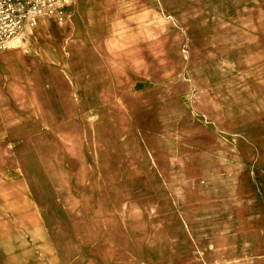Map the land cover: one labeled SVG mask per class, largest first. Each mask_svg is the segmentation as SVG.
Returning a JSON list of instances; mask_svg holds the SVG:
<instances>
[{"label": "rangeland", "instance_id": "obj_1", "mask_svg": "<svg viewBox=\"0 0 264 264\" xmlns=\"http://www.w3.org/2000/svg\"><path fill=\"white\" fill-rule=\"evenodd\" d=\"M0 208V264H264V0L26 26L0 50Z\"/></svg>", "mask_w": 264, "mask_h": 264}, {"label": "built area", "instance_id": "obj_2", "mask_svg": "<svg viewBox=\"0 0 264 264\" xmlns=\"http://www.w3.org/2000/svg\"><path fill=\"white\" fill-rule=\"evenodd\" d=\"M65 1L0 0V50L26 26H34L40 16L58 15Z\"/></svg>", "mask_w": 264, "mask_h": 264}, {"label": "crops", "instance_id": "obj_3", "mask_svg": "<svg viewBox=\"0 0 264 264\" xmlns=\"http://www.w3.org/2000/svg\"><path fill=\"white\" fill-rule=\"evenodd\" d=\"M3 218H5L4 212L2 210V208H0V219L2 220ZM36 222H29V224H31L30 226H32L33 224H35ZM18 225V224H17ZM19 226V225H18Z\"/></svg>", "mask_w": 264, "mask_h": 264}]
</instances>
